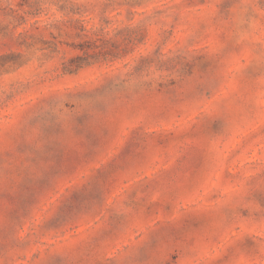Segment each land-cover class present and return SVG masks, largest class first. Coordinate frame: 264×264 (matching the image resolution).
I'll list each match as a JSON object with an SVG mask.
<instances>
[{
  "label": "rangeland",
  "instance_id": "374dc122",
  "mask_svg": "<svg viewBox=\"0 0 264 264\" xmlns=\"http://www.w3.org/2000/svg\"><path fill=\"white\" fill-rule=\"evenodd\" d=\"M0 264H264V0H0Z\"/></svg>",
  "mask_w": 264,
  "mask_h": 264
}]
</instances>
